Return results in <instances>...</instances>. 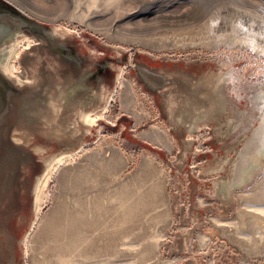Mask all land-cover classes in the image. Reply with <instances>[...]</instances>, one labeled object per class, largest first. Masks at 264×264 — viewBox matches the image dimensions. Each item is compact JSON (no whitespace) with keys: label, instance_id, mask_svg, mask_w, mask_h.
I'll return each mask as SVG.
<instances>
[{"label":"rangeland","instance_id":"rangeland-1","mask_svg":"<svg viewBox=\"0 0 264 264\" xmlns=\"http://www.w3.org/2000/svg\"><path fill=\"white\" fill-rule=\"evenodd\" d=\"M8 1L53 26L58 41L77 42L91 71L100 63L108 75L88 83L92 123L43 154L29 146L26 161L2 172L0 264H264V233L251 213L264 209V51L233 38L264 45V0ZM211 19L213 32L203 31L226 37L210 46L142 41ZM21 39L12 73L23 78L34 39ZM142 68L168 83L143 82ZM177 76L187 90L193 79H221L213 90L222 105L190 133L168 108ZM156 129L168 144L143 136ZM244 151L250 157L238 172ZM63 153L71 155L37 209L39 156Z\"/></svg>","mask_w":264,"mask_h":264},{"label":"water","instance_id":"water-1","mask_svg":"<svg viewBox=\"0 0 264 264\" xmlns=\"http://www.w3.org/2000/svg\"><path fill=\"white\" fill-rule=\"evenodd\" d=\"M22 36H31L34 43L27 47L23 56L27 72L19 81L5 69V62L8 52ZM57 39L53 26L30 16L8 0H0V182L8 165L26 161L31 156L29 146L37 144L34 152L43 154L52 144L77 132L76 129L75 132L67 130L59 135L45 131L51 125L64 124L71 103L79 105L78 113L79 110L90 111L96 98V92H92L88 85L90 81H85L94 72L88 63L91 59L88 57L78 75L66 73L61 53L63 42ZM95 64L93 62L92 67ZM100 72L96 70V74ZM141 74L145 76L144 81L163 75L160 71L151 72L144 68L140 70ZM72 118L75 116H70L69 120ZM40 139L44 144L37 143ZM43 157L39 156V159H43L46 167L45 160L57 156ZM7 186L1 183L0 190Z\"/></svg>","mask_w":264,"mask_h":264},{"label":"bare ground","instance_id":"bare-ground-1","mask_svg":"<svg viewBox=\"0 0 264 264\" xmlns=\"http://www.w3.org/2000/svg\"><path fill=\"white\" fill-rule=\"evenodd\" d=\"M212 21L205 25L194 26L189 29H176L170 30L166 32H162L160 34H153L149 37L143 38V42L146 44H150L153 46H158L159 48L166 45L172 46H181V47H192L197 45H208L210 46L212 42L218 40L220 38L226 37V35L222 34H206L203 31L204 28L209 27V30L212 29L215 21ZM213 32V29L211 30ZM231 38V37H230ZM234 39L239 40L245 44L253 48H261L264 51V45L258 44L255 39L250 36H242L239 34H234ZM230 40V39H229ZM24 41V40H23ZM232 41V40H231ZM22 45V39L19 40L8 52L7 59L5 62V69L13 76H15L19 81L22 80L20 75H15L12 73V69L15 68L12 65L13 59L18 53L19 46ZM213 45V44H212ZM30 46V45H29ZM28 46V47H29ZM169 47V46H168ZM156 48V47H155ZM14 64V62H13ZM175 74H178L177 72ZM184 74V73H183ZM187 75V74H184ZM192 78V75H189ZM24 79H27L26 77ZM186 78L178 79L174 84L173 89L170 91L172 96H175L174 99H170L171 101L168 103V108L171 110L174 109L176 115L173 116L176 124L184 125L188 132L192 131L196 126L197 122L202 119H206L210 117L213 113L216 112V108H214L216 102L218 101L219 105H222L221 95L220 93L213 90L214 88L219 87V81L221 79L218 78H204L201 77L198 80H192V84L194 85L191 90H187L185 87ZM28 81V80H27ZM211 85V86H210ZM219 85V86H218ZM205 87V88H204ZM72 97V96H71ZM169 99V98H168ZM212 103V105H210ZM177 105V106H176ZM214 105V106H213ZM79 105L71 103L68 110V118H65L64 124L51 125L49 130L45 131L47 134H63L66 133L67 130L69 132L74 131L76 129V125L79 126L80 123L90 124L92 123L91 116H97L96 113L92 112L93 110H79V113L76 112L78 110ZM66 116V114H64ZM70 116H75V119L72 118L69 120ZM264 127V124H263ZM58 129V130H57ZM78 131V130H77ZM263 133V132H262ZM151 136L152 139L157 143L168 144L167 138L164 133L159 130H155L154 136H152L148 132H144L143 136ZM257 143H260L257 141ZM264 143V142H263ZM256 144L255 146H257ZM165 146V145H164ZM246 148H249L248 146ZM249 150V149H247ZM246 150V151H247ZM246 153L241 152V158L239 161L238 172L241 169L242 162H246L249 159V154L244 156ZM71 153H63L57 157L49 158L46 161V167L44 173L39 177L36 186V208L39 209V197L41 192L43 191L48 179L52 176L54 171L58 168V166L63 163L64 159H67ZM244 157V158H243ZM243 158V160H241ZM243 166V165H242ZM254 173V172H253ZM243 197V195L241 196ZM240 214V223L241 225L247 224V215L241 210L239 207ZM252 213V223L258 227L264 233V209H255L251 210Z\"/></svg>","mask_w":264,"mask_h":264},{"label":"flooded vegetation","instance_id":"flooded-vegetation-1","mask_svg":"<svg viewBox=\"0 0 264 264\" xmlns=\"http://www.w3.org/2000/svg\"><path fill=\"white\" fill-rule=\"evenodd\" d=\"M62 42L63 45L61 46V53L64 58L63 71H65L66 73L70 72L72 74L78 75L79 71L84 67L85 64H87L88 55L86 54V52H83L82 50L79 49V45L77 42L74 43L71 40H63ZM96 70H100L101 72L99 74H96ZM96 70L91 74L90 78L85 79L86 82L87 79L93 82L98 78V76H105L106 74L108 75L107 70L100 63L96 65ZM150 83L151 85L164 86V84L168 82L162 81L160 77H156V78H152L150 80ZM147 87L149 88V86Z\"/></svg>","mask_w":264,"mask_h":264}]
</instances>
